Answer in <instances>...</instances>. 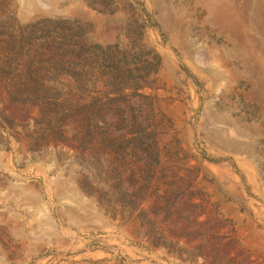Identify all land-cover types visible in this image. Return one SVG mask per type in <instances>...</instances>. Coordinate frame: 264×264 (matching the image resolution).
Returning a JSON list of instances; mask_svg holds the SVG:
<instances>
[{
	"label": "rangeland",
	"instance_id": "374dc122",
	"mask_svg": "<svg viewBox=\"0 0 264 264\" xmlns=\"http://www.w3.org/2000/svg\"><path fill=\"white\" fill-rule=\"evenodd\" d=\"M0 264H264V0H0Z\"/></svg>",
	"mask_w": 264,
	"mask_h": 264
},
{
	"label": "trees",
	"instance_id": "16d2710c",
	"mask_svg": "<svg viewBox=\"0 0 264 264\" xmlns=\"http://www.w3.org/2000/svg\"><path fill=\"white\" fill-rule=\"evenodd\" d=\"M77 133L80 134V135H84V133H85V127L82 126L81 130L79 128H77Z\"/></svg>",
	"mask_w": 264,
	"mask_h": 264
}]
</instances>
